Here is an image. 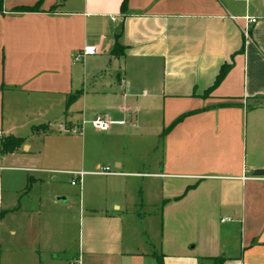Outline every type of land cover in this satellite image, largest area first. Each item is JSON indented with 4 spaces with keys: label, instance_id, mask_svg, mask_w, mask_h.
<instances>
[{
    "label": "crops",
    "instance_id": "crops-1",
    "mask_svg": "<svg viewBox=\"0 0 264 264\" xmlns=\"http://www.w3.org/2000/svg\"><path fill=\"white\" fill-rule=\"evenodd\" d=\"M122 2L3 0L0 264H264V0Z\"/></svg>",
    "mask_w": 264,
    "mask_h": 264
},
{
    "label": "built area",
    "instance_id": "built-area-1",
    "mask_svg": "<svg viewBox=\"0 0 264 264\" xmlns=\"http://www.w3.org/2000/svg\"><path fill=\"white\" fill-rule=\"evenodd\" d=\"M232 19L234 20V18H232ZM245 21H247L250 24L255 23L254 19H250L248 17L245 18ZM94 52L95 51H94L93 48H85L82 51L81 54H77L75 56V60L79 61L83 56L92 55V54H94ZM112 123L113 122L109 119L107 114H97L90 122L92 128L95 131L100 132V133L107 132ZM83 125H84L83 122L80 123V124L72 125V126L67 125V124L61 125L60 126V133L63 134V135H68V136H81L82 133H83ZM263 170H264V166H263ZM97 174L98 175H102V176L116 175L115 172L111 171L107 167L99 168L98 171H97ZM71 176H72V178H71V181H70V185L73 186V187L80 188L82 174L81 173L72 174ZM251 178L254 179V180H258V179L259 180H261V179L264 180V176L259 177V176H255L254 175ZM224 221H229V219L221 220V222H224ZM70 264H78V263L77 262H72Z\"/></svg>",
    "mask_w": 264,
    "mask_h": 264
},
{
    "label": "trees",
    "instance_id": "trees-1",
    "mask_svg": "<svg viewBox=\"0 0 264 264\" xmlns=\"http://www.w3.org/2000/svg\"><path fill=\"white\" fill-rule=\"evenodd\" d=\"M128 0H123L122 4H121V10L125 9L126 3ZM2 5H3V0H0V13H2ZM40 4L37 3L32 7H28V6H21V7H15L12 11L13 12H22V13H32V12H37L39 10ZM111 55H113L114 57H123L124 56V51L122 49V47H120L117 43L114 44L113 46V50L111 52ZM224 73V67L221 69L215 84H217L220 79L222 78ZM73 101V98L69 99L68 104H70ZM166 132V131H165ZM22 140L21 139H17V138H13V137H6V138H2L0 140V154L2 155H6V154H11L14 151H16L17 149H19L22 146ZM29 190V187L26 188V191ZM213 264H222L223 263V258H215L212 259ZM159 264H162L161 261H159Z\"/></svg>",
    "mask_w": 264,
    "mask_h": 264
},
{
    "label": "rangeland",
    "instance_id": "rangeland-1",
    "mask_svg": "<svg viewBox=\"0 0 264 264\" xmlns=\"http://www.w3.org/2000/svg\"><path fill=\"white\" fill-rule=\"evenodd\" d=\"M63 136V135H62ZM70 137V136H69ZM72 137H79V136H72ZM58 179L61 181L58 186L61 187V190L64 191L66 194L70 195L72 198H74L75 201H78V187H72L70 185V180L72 177L70 176H62L57 175Z\"/></svg>",
    "mask_w": 264,
    "mask_h": 264
},
{
    "label": "water",
    "instance_id": "water-1",
    "mask_svg": "<svg viewBox=\"0 0 264 264\" xmlns=\"http://www.w3.org/2000/svg\"><path fill=\"white\" fill-rule=\"evenodd\" d=\"M255 176H259V177L264 176V171H257L255 173Z\"/></svg>",
    "mask_w": 264,
    "mask_h": 264
}]
</instances>
